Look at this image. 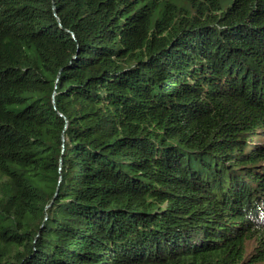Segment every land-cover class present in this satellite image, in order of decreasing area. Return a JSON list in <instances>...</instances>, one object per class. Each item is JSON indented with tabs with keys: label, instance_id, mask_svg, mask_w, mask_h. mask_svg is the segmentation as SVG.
Here are the masks:
<instances>
[{
	"label": "trees",
	"instance_id": "trees-1",
	"mask_svg": "<svg viewBox=\"0 0 264 264\" xmlns=\"http://www.w3.org/2000/svg\"><path fill=\"white\" fill-rule=\"evenodd\" d=\"M0 264H264V0H0Z\"/></svg>",
	"mask_w": 264,
	"mask_h": 264
},
{
	"label": "bare ground",
	"instance_id": "bare-ground-1",
	"mask_svg": "<svg viewBox=\"0 0 264 264\" xmlns=\"http://www.w3.org/2000/svg\"><path fill=\"white\" fill-rule=\"evenodd\" d=\"M13 8V7H12ZM15 9V8H14ZM4 11V10H3ZM12 13V12H11ZM2 16V15H1ZM6 18V17H5ZM14 18V17H13ZM19 18V17H18ZM13 24V23H12Z\"/></svg>",
	"mask_w": 264,
	"mask_h": 264
}]
</instances>
